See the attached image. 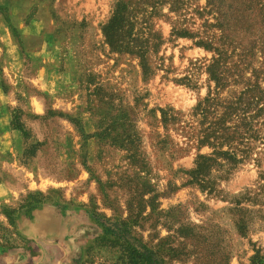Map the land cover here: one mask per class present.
I'll return each mask as SVG.
<instances>
[{
	"label": "rangeland",
	"instance_id": "rangeland-1",
	"mask_svg": "<svg viewBox=\"0 0 264 264\" xmlns=\"http://www.w3.org/2000/svg\"><path fill=\"white\" fill-rule=\"evenodd\" d=\"M117 1L0 0V264H127L106 227L162 264H264V159L217 181L216 195L189 175L209 152L193 133L214 87L216 54L195 44L214 21L195 13L205 0L159 7L163 42L147 77L105 43ZM237 32L245 45L249 33Z\"/></svg>",
	"mask_w": 264,
	"mask_h": 264
},
{
	"label": "trees",
	"instance_id": "trees-1",
	"mask_svg": "<svg viewBox=\"0 0 264 264\" xmlns=\"http://www.w3.org/2000/svg\"><path fill=\"white\" fill-rule=\"evenodd\" d=\"M192 1L118 0L111 16L102 25L105 43L111 52L137 57L147 77L152 73L150 58L163 42L151 19L158 15L162 5H167L169 11L180 12ZM194 10L200 17L207 15L214 20H204L206 37L195 44L216 55L206 68L214 87L197 103L193 112L197 118L193 130L197 148L207 147L209 152L197 154L189 175L191 183L216 195L219 194L217 181L227 179L234 169L249 160L260 165L264 159V84L260 83L264 81V0H205L203 9L196 7ZM251 15L257 19L255 35L251 31ZM215 29L220 31L218 37L215 32L208 35L209 30ZM236 31L249 33L245 45L234 43ZM171 35L199 37L198 33L178 27L172 28ZM257 52L259 67L253 63ZM249 69L251 77L246 75ZM231 84L241 87L229 89ZM224 91L227 94L222 96ZM162 114L166 121V114ZM13 128L26 135L17 119L13 121ZM105 230L115 239H123L122 251L127 264H162L155 251L146 245L131 238L124 239L108 227Z\"/></svg>",
	"mask_w": 264,
	"mask_h": 264
},
{
	"label": "crops",
	"instance_id": "crops-1",
	"mask_svg": "<svg viewBox=\"0 0 264 264\" xmlns=\"http://www.w3.org/2000/svg\"><path fill=\"white\" fill-rule=\"evenodd\" d=\"M32 22H37L36 20H33ZM35 24L34 23H32V24H30V25H28V27H30V26H34ZM23 32H26L25 30H23ZM5 133H7V132H5Z\"/></svg>",
	"mask_w": 264,
	"mask_h": 264
}]
</instances>
